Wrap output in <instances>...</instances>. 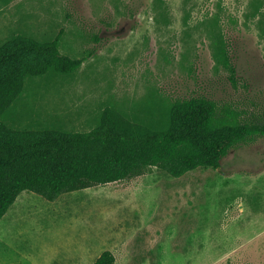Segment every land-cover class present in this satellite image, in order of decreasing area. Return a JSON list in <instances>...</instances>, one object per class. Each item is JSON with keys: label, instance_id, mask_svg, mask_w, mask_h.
Returning <instances> with one entry per match:
<instances>
[{"label": "rangeland", "instance_id": "obj_1", "mask_svg": "<svg viewBox=\"0 0 264 264\" xmlns=\"http://www.w3.org/2000/svg\"><path fill=\"white\" fill-rule=\"evenodd\" d=\"M16 35L86 58L28 77L11 129L87 131L107 108L162 128L169 101L200 94L264 120V0H0V45ZM104 250L113 264H264V135L179 177L151 166L55 200L22 190L0 218V264H93Z\"/></svg>", "mask_w": 264, "mask_h": 264}, {"label": "trees", "instance_id": "obj_2", "mask_svg": "<svg viewBox=\"0 0 264 264\" xmlns=\"http://www.w3.org/2000/svg\"><path fill=\"white\" fill-rule=\"evenodd\" d=\"M217 51L234 81L235 66L223 41ZM85 58L62 53L58 36L40 41L16 35L0 45V218L22 190L55 200L64 192L140 175L151 166L179 177L197 167L217 168L233 147L264 135L262 118L204 94L169 101L162 128L126 124L112 108L87 131L28 132L4 123L28 77L70 75ZM114 261V253L104 250L93 264Z\"/></svg>", "mask_w": 264, "mask_h": 264}]
</instances>
